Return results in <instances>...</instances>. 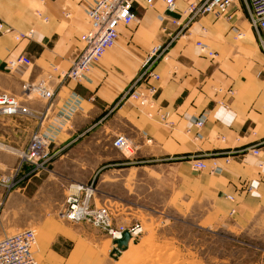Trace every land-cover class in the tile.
<instances>
[{"label":"crops","instance_id":"crops-1","mask_svg":"<svg viewBox=\"0 0 264 264\" xmlns=\"http://www.w3.org/2000/svg\"><path fill=\"white\" fill-rule=\"evenodd\" d=\"M96 1L0 0L1 22L17 33L33 32L32 39L20 43L13 40L11 33L0 35V94L17 97L34 113L49 108L42 123L25 116L0 117V144L6 146L0 147L23 150L32 134L40 129L50 134L53 149L57 151L50 171L29 178L28 191L18 189L23 191L13 195L11 203L0 187V240L27 229L28 217L15 218L27 211V207L28 213L51 212L47 204H41L43 198L50 197L51 189L61 193L64 211L71 186L95 182L93 204L97 207L98 187L109 189L123 172L152 171L148 167L153 162H176L182 165L181 172L190 159L208 156L217 158L207 161H234L215 179L204 175L197 183L187 177L188 190L198 189L215 196L229 211L226 213L264 215V177L258 174V179H249L253 167L264 162V145L259 158L248 152L249 148L264 142V79L256 77L255 50L259 46L254 33L248 29L243 1L238 0L233 7V23L216 21L210 15L202 18L186 39L176 41L171 47L167 61L171 57L172 63L154 64V71L161 79L154 83L159 92L153 107L144 109L133 101L118 104L147 62L148 52L159 41L157 33L151 31L158 28L157 22L151 25V15L147 13L139 20L142 24L134 34L135 23L120 27L116 45L94 65L85 81H61L58 71H54L55 75L48 81L55 93L53 100L47 103L37 97L28 99L23 85L45 81L56 65L71 67L82 50L81 37L90 28L86 11ZM192 1L177 0V12L172 18L182 19V13ZM138 2L137 15L146 10L144 0ZM152 9L151 14L161 23L162 38L168 40L162 30L165 23L160 19L162 6L158 3ZM165 10L166 7L163 13ZM168 29L175 30L171 25ZM239 34L240 40L236 38ZM196 39L206 41L220 61L202 55ZM259 52L264 64V55L260 49ZM21 56L28 57L31 64L17 70L6 69L11 60ZM173 66L176 73L170 76L168 70ZM217 87L221 89L219 93L214 92ZM201 115L207 120L198 132L191 120ZM118 135L126 136L133 143L134 159H126L113 147ZM221 137H225V145L218 143ZM11 160L0 159V178L4 172L2 167L16 163ZM26 172L25 169L19 179ZM101 194L100 207L111 210L116 224L129 226L121 220L131 215L133 205L109 191ZM20 198L27 199V203L21 205ZM40 221L44 222L45 217ZM82 225L63 219L59 232L55 225L44 226L37 239L39 263L105 264L103 258L99 261L84 254L80 243Z\"/></svg>","mask_w":264,"mask_h":264},{"label":"rangeland","instance_id":"rangeland-1","mask_svg":"<svg viewBox=\"0 0 264 264\" xmlns=\"http://www.w3.org/2000/svg\"><path fill=\"white\" fill-rule=\"evenodd\" d=\"M158 3L160 7L162 6V17L166 12L163 13L165 5L162 1L156 2L155 5ZM155 5L147 7L145 11L141 10L138 17L139 20H142L144 14L147 13L148 16L151 15V25L157 22L158 28L156 30L155 28L151 29L153 33H157L156 36L159 40L153 49H156V46H162L161 50H163L170 41L166 37L162 38L159 27L161 23L157 21L156 16L154 17L151 14ZM229 17H232V19H229ZM215 20L233 23V12L231 11L230 16L215 18ZM141 24L139 21L133 25V34L139 30ZM247 25L248 29H250L249 24ZM12 38L16 43L23 41H16L14 36ZM236 38L238 40L242 39L239 35ZM198 41L208 44L202 39ZM171 47L163 55L164 57L169 55ZM161 50L153 60H156V63L161 61L165 64L172 63L171 57L169 61L163 60V57L157 59ZM109 51L99 61L103 60ZM151 51L148 52V57H150ZM255 54V62L257 63L256 77L264 79L263 57L258 47L255 50ZM214 60L220 61V57H216ZM174 66L168 70L170 76L176 73V67ZM57 70L58 72L56 73L59 74L68 69L56 65L53 68V72L48 73L46 80L48 81L49 77H53L52 75H55L54 71ZM220 91L221 89L218 87L214 89L215 93ZM32 97L35 98L34 96ZM218 141L221 145L226 144L225 137L219 138ZM4 147H0V159L9 158L12 159L11 161L14 159L16 163L13 166L2 167L4 170L3 176L13 173L19 164L18 153H15L16 150L13 151L8 147V149ZM134 157L135 155L128 160L134 159ZM213 158H217V156L195 158L207 165L206 170L198 172L192 168V159L188 161L189 163L186 164L185 169L181 172H179V169L182 168V165L175 164L176 162H153V166L148 167L153 169L152 171H126L119 176L120 180L109 189L98 187V196H96L97 207H100L99 198H103L101 191H109L115 197L133 205L134 210L130 211L131 215L129 217L126 216L121 222L123 224L140 223L144 230L139 237L132 238L131 246L129 245V249L126 252H129L130 255L134 254V256L129 257L125 252L120 255L115 254L114 246H112L108 235L101 229L84 223L81 231L83 239L80 241L84 246V254L87 257L92 255L99 261L103 258L105 264H264V215L253 217L250 212L239 216L226 213L228 210H225L215 196L208 193L205 194L198 189L188 190L187 188V177L196 180L197 183L200 180L199 178L204 175L215 179L222 176L234 161L233 159L224 160L223 162L207 161ZM215 163L221 168L220 173H211V168ZM251 171L249 179H258V167H253ZM42 175L43 173L40 174V176ZM28 180V178L24 179L11 192L4 189L7 195L6 200H10L11 203L13 195L17 196L23 191L18 189H25L24 192H27ZM48 193L50 197L47 200L43 198L41 204H47L46 207L49 211L52 210L51 212L33 214L31 211L28 213L27 207V211L15 216V218L20 219L28 217L29 221L26 224V228L34 229L37 233V239H39L40 232L46 225H55L57 232L61 230L60 228H63L62 195L57 189H51ZM19 200L21 205L24 202L27 203V199L20 198ZM36 203L38 205V200H36ZM16 205H19V203H16ZM42 208L43 206H41ZM43 217H45L44 222L40 221ZM66 222L70 223L68 220ZM15 233L17 232H13L12 235ZM57 235L59 234L57 233ZM35 254L41 263L38 258L37 247Z\"/></svg>","mask_w":264,"mask_h":264},{"label":"built area","instance_id":"built-area-1","mask_svg":"<svg viewBox=\"0 0 264 264\" xmlns=\"http://www.w3.org/2000/svg\"><path fill=\"white\" fill-rule=\"evenodd\" d=\"M139 0H97L90 6L86 15L90 22L89 30L81 37L82 50L77 58L72 62L71 67L59 73L61 81L82 82L87 79L93 67L112 49L119 38L120 27H130L139 21L136 5ZM162 1L166 7V13L161 17L165 26L163 32L168 36L169 44L162 49V46L154 49L141 72L133 80L131 85L123 92L118 104L128 101L135 102L141 108L153 107L159 88L154 84L161 79V76L154 71L156 60L153 58L161 50L160 57L166 59V54L172 44L187 34H191L193 27L202 18L212 15L216 19L230 16L233 7L238 0H194L190 2L182 13V19H174L172 15L177 12V0H144L145 6L151 7L156 2ZM247 12V21L250 29L255 35L260 51L264 55V0H242ZM140 5V4H139ZM232 19V17H229ZM168 25L175 28L174 31L168 29ZM206 33V29H203ZM11 33L16 41L32 39L33 32L17 33L13 29L0 21V35ZM241 34H239L240 36ZM242 37V36H240ZM196 46L202 55L211 59L217 57V53L211 51L202 41H198ZM31 60L26 56L11 60L6 69L17 70L23 66H29ZM58 71V70H57ZM53 76V75H52ZM52 77H49L51 80ZM48 80V81H49ZM48 81L39 83H28L23 85V91L28 99L37 97L50 103L55 93L49 87ZM49 108L42 113H34L14 96L0 94V117L25 116L31 119H38L41 123L47 117ZM152 116V115H149ZM166 120L165 116H161ZM205 115L193 118L191 124L199 132L206 123ZM199 138V136H197ZM264 142L248 149V152L259 158L262 153L261 147ZM113 147L118 150L126 159L133 157L136 149L133 143L124 135H118L113 141ZM19 164L13 173L0 178V187L6 191H12L26 178L39 176L49 172L53 161L57 156V151L53 149V139L49 133L38 129L30 137L29 143L24 150L18 151ZM229 160V159H228ZM191 163L194 171H203L207 165L192 158ZM27 170L22 179L18 177ZM259 176L264 177V162L258 165ZM221 168L215 163L211 168V173H220ZM94 182L89 184H77L70 187V192L65 200V209L62 218L72 223H88L101 229L108 235L114 243L123 238V234L128 232L132 237L137 238L143 234V227L140 223H132L129 226L118 225L113 220L112 212L108 207H96L93 205L95 196ZM253 188L250 189V192ZM114 249H116L115 245ZM37 247V233L34 229H25L11 236L0 240V264H40L36 258L35 249Z\"/></svg>","mask_w":264,"mask_h":264},{"label":"water","instance_id":"water-1","mask_svg":"<svg viewBox=\"0 0 264 264\" xmlns=\"http://www.w3.org/2000/svg\"><path fill=\"white\" fill-rule=\"evenodd\" d=\"M130 240L131 235L128 232H125L122 239L114 241V245L117 246L116 249H114V253L120 255L127 249Z\"/></svg>","mask_w":264,"mask_h":264},{"label":"bare ground","instance_id":"bare-ground-1","mask_svg":"<svg viewBox=\"0 0 264 264\" xmlns=\"http://www.w3.org/2000/svg\"><path fill=\"white\" fill-rule=\"evenodd\" d=\"M186 38H187V36H184V37H182L181 39H186ZM158 47H159V46H158ZM158 47H156V49H157ZM153 51H154V50H153ZM153 51H152V53H153ZM167 58H168V56L166 57V60H167ZM7 149H8V148H7ZM12 150H13V149H12ZM23 150H24V149H23ZM13 151H14V150H13ZM19 151H21V150H19ZM16 152H18V151H15V153H16ZM132 238H133V237L131 236V240H130L131 243H132ZM130 242H129V245L131 246V243H130ZM129 245H128L127 249L124 250L122 253H124V252L127 253L126 251L129 249ZM122 253H121V254H122ZM127 254L129 255V257H133V256H134V254H133V255H130L129 252H128Z\"/></svg>","mask_w":264,"mask_h":264}]
</instances>
